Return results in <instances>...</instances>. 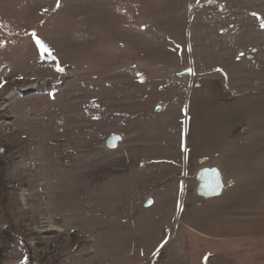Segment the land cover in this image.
I'll return each instance as SVG.
<instances>
[{"label":"rangeland","instance_id":"374dc122","mask_svg":"<svg viewBox=\"0 0 264 264\" xmlns=\"http://www.w3.org/2000/svg\"><path fill=\"white\" fill-rule=\"evenodd\" d=\"M200 89L264 107V0H0V264H263L174 206Z\"/></svg>","mask_w":264,"mask_h":264},{"label":"crops","instance_id":"0c3cea01","mask_svg":"<svg viewBox=\"0 0 264 264\" xmlns=\"http://www.w3.org/2000/svg\"><path fill=\"white\" fill-rule=\"evenodd\" d=\"M200 90L203 91L195 90L198 93L188 102L190 123L186 139L180 118V145L175 153L172 148L166 150L173 152L170 160L177 158L180 167L185 169V177L174 181L177 189L174 206L180 202L178 209L182 221L192 198V212L185 221L192 223V232L199 239H205L206 247L235 249L238 255L251 249L253 254L249 259H264V107H260V102L243 107L245 100L226 102L219 106L223 115L212 120L208 117L210 121L202 120L196 115L197 106L204 107L207 101L206 98L205 103L199 100L200 94L206 91L213 95L214 92ZM193 101L194 111L189 110ZM243 121H247L246 125ZM204 168H216L220 174L222 192L217 197L204 198L195 192L199 184L193 180ZM191 179L192 197L188 184ZM212 254L206 250L208 259Z\"/></svg>","mask_w":264,"mask_h":264},{"label":"water","instance_id":"95a60500","mask_svg":"<svg viewBox=\"0 0 264 264\" xmlns=\"http://www.w3.org/2000/svg\"><path fill=\"white\" fill-rule=\"evenodd\" d=\"M186 74H189L187 72ZM117 136H112L108 140H111L113 147ZM197 181H199V187L197 194L204 198H214L220 195L222 192V181L220 174L216 168H204L198 172Z\"/></svg>","mask_w":264,"mask_h":264},{"label":"snow or ice","instance_id":"6c2138e0","mask_svg":"<svg viewBox=\"0 0 264 264\" xmlns=\"http://www.w3.org/2000/svg\"><path fill=\"white\" fill-rule=\"evenodd\" d=\"M34 35V34H33ZM36 44H37V46L41 49V52L43 53V52H46V51H49L47 48H46V46L39 40V39H37L36 40ZM49 54H50V52H49ZM57 71H61V69H59V68H57Z\"/></svg>","mask_w":264,"mask_h":264},{"label":"bare ground","instance_id":"6f19581e","mask_svg":"<svg viewBox=\"0 0 264 264\" xmlns=\"http://www.w3.org/2000/svg\"><path fill=\"white\" fill-rule=\"evenodd\" d=\"M108 144H109V146H110L111 148H113V143H112L111 140H108ZM207 169H210V168H207ZM198 184H200L199 181H198Z\"/></svg>","mask_w":264,"mask_h":264},{"label":"trees","instance_id":"16d2710c","mask_svg":"<svg viewBox=\"0 0 264 264\" xmlns=\"http://www.w3.org/2000/svg\"><path fill=\"white\" fill-rule=\"evenodd\" d=\"M1 148V147H0ZM1 155V154H0Z\"/></svg>","mask_w":264,"mask_h":264}]
</instances>
